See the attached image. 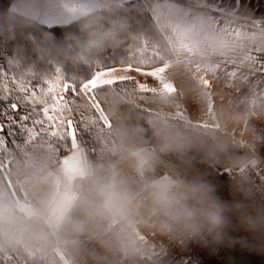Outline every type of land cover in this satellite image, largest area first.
I'll use <instances>...</instances> for the list:
<instances>
[{
  "label": "trees",
  "instance_id": "obj_1",
  "mask_svg": "<svg viewBox=\"0 0 264 264\" xmlns=\"http://www.w3.org/2000/svg\"><path fill=\"white\" fill-rule=\"evenodd\" d=\"M13 1L0 0V122L10 125L0 142V264H63L47 223L17 208L18 202L25 201L19 177L42 174L75 145L88 147L91 173L74 181L77 197L58 226L64 239L87 237L110 222L105 198L112 164L125 152H145L147 181H152L155 173L198 172L208 164L237 168L252 157L251 147L228 132L165 114L174 101L180 104L178 93L161 98L137 91L132 79L104 85L94 92L106 123L79 94L81 84L104 69H153L174 60L151 14L158 0L110 4L54 26L10 10ZM175 1L191 5L187 0ZM58 74L76 88V92L69 87L61 93L65 114L77 128L75 140L51 138L39 131L28 134L24 127H32L35 113L42 114L45 105L21 88L28 83L40 84L46 92L47 82H54ZM40 95L38 92L37 97ZM44 99L52 103L50 97ZM12 103L18 105L15 113ZM22 116H29V120L22 121ZM82 116L94 121L93 126L85 128ZM13 118L15 124L11 123ZM9 131L14 135L9 137Z\"/></svg>",
  "mask_w": 264,
  "mask_h": 264
},
{
  "label": "crops",
  "instance_id": "obj_2",
  "mask_svg": "<svg viewBox=\"0 0 264 264\" xmlns=\"http://www.w3.org/2000/svg\"><path fill=\"white\" fill-rule=\"evenodd\" d=\"M126 1L61 0L65 14H54L49 21L47 0H14L10 10L54 26ZM187 1L190 6L175 0H158L152 5V17L174 56L168 64L141 69L156 76L142 75L135 67L126 71L129 66L100 72L115 68L116 75L131 77L136 86L146 84L147 91L161 98L178 93L181 105L168 115L218 128L250 145L254 128L246 117L245 108L264 92V34L255 29L256 25L264 26V0ZM73 9L76 11L72 12ZM90 173L88 147L75 145L58 164L38 178L21 180L27 212L41 216L56 231L76 198L74 180ZM132 198L115 211L106 208L115 215ZM107 236L109 238L110 234L102 230L85 238L58 243L62 262L136 264L127 245L114 235L110 239Z\"/></svg>",
  "mask_w": 264,
  "mask_h": 264
},
{
  "label": "built area",
  "instance_id": "obj_3",
  "mask_svg": "<svg viewBox=\"0 0 264 264\" xmlns=\"http://www.w3.org/2000/svg\"><path fill=\"white\" fill-rule=\"evenodd\" d=\"M253 106L258 108L254 115L258 135L264 140V93ZM192 186L199 187L203 196L189 197ZM144 195L152 204L148 216L142 217V200L135 197L111 227L120 241L148 254L143 257L198 241L227 264H264L263 162L183 171L163 192L149 185ZM211 205L219 209L221 223L216 227L210 226L203 214Z\"/></svg>",
  "mask_w": 264,
  "mask_h": 264
},
{
  "label": "rangeland",
  "instance_id": "obj_4",
  "mask_svg": "<svg viewBox=\"0 0 264 264\" xmlns=\"http://www.w3.org/2000/svg\"><path fill=\"white\" fill-rule=\"evenodd\" d=\"M255 29H257L259 32H261L260 33L261 35L264 34V26L263 25L262 26L256 25ZM116 67H118V66H116ZM110 68H112V67H110ZM135 85H136V82H135ZM149 92H151V91H149ZM258 99H259V97L254 102H252L247 108H245L246 117L248 118L250 124L254 128V134H253L254 137L252 139L253 141L250 142V145L247 144L249 147H251V149L253 151V155L245 163L259 162V161L264 163V140L261 139L258 135L259 126L255 122V119H254V115L256 114V111L258 110V108L254 107L253 104ZM180 105H181V102L179 104L178 102L174 101V103L171 106L166 107V109L164 110V113L168 115L169 112H171L172 110L173 111L175 110L174 107H176V106L180 107ZM96 112L99 114L101 120L104 123H106L107 119L105 118L103 111L102 112L96 111ZM169 116H170V114H169ZM178 116H180V115H178ZM47 140H49V139L47 138ZM125 153H128V154H126V156H123L124 153L121 154L119 157H117L115 159L116 161L114 160V162L112 164V173L110 176V190H109L107 197L105 198V201H106L105 207L109 208L111 211H115L126 200L132 198V196H135L136 198H140L142 200L143 209H142L141 215H142V217H146V216H148L149 211H151L150 209L152 206L150 200L144 195V193L147 191L148 186L152 185L159 192H163L165 189H167L176 180V178L178 176H181L182 173H177V174L176 173H164V174H159L158 176H156L155 175L156 173H155L153 175V176H155L154 179L152 181H150V180L147 181L145 174L143 172V164L147 159V155L145 154V152L142 150H135V151L125 152ZM58 162L56 164H58ZM55 165H53L51 168H53ZM208 165H211V164H208ZM51 168H49V169H51ZM48 170H46V171H48ZM45 172H43L42 174H44ZM42 174H40L38 176H29V175L23 176V175H21L19 177V184L21 186V180L24 177L35 179V178H38L39 176H41ZM73 185H74V183H73ZM21 189H22V186H21ZM22 194H23V192H22ZM76 197H77V192H76ZM24 199H25V197H24ZM132 200H133V198L131 199V201ZM25 201H26V199H25ZM25 201L18 202L17 208L20 211H22L23 213H25L26 215H32V214L27 212L28 210L25 208V206L23 204V202H25ZM127 204H128V202L126 204H124L123 207H125ZM123 207H121L117 211V213H115V215H112V213L109 211L112 215V218H111L110 222L102 230L106 231L108 234H110V236L115 235L114 232L111 231V227L116 222L119 221L117 218L119 217ZM47 225L49 226L48 223H47ZM50 229L56 237V241H57L56 250H57V252H58V243L69 241V240H76V239H64V238H62L58 234V227H57L56 231H53L51 227H50ZM102 230H100V231H102ZM100 231H98V232H100ZM110 236H109V238L107 236V238L110 239ZM83 238H85V237H83ZM78 239H81V238H78ZM120 242L123 243L124 245H127L131 249V254H133L135 256V259H136L135 263L136 264H225V262L221 258L216 256L212 250L206 248L203 243L198 242V241L189 242V243L185 244L183 247H180L178 249L163 250L160 254H158L157 256H154V257H143V256H147L148 254L143 252V255H142L139 252L140 250L137 247L133 246L132 244L125 242L123 240Z\"/></svg>",
  "mask_w": 264,
  "mask_h": 264
},
{
  "label": "snow or ice",
  "instance_id": "obj_5",
  "mask_svg": "<svg viewBox=\"0 0 264 264\" xmlns=\"http://www.w3.org/2000/svg\"><path fill=\"white\" fill-rule=\"evenodd\" d=\"M76 10L73 9L72 12ZM64 15V9L61 6V0H47V8H46V16L48 17V21L53 17V15ZM71 14V13H69ZM127 70H131V66H129ZM137 71L141 72L142 75L147 76H156V73L152 72H142L141 69L137 68ZM117 69L113 68L109 72H97L91 79L83 82L79 89V94L83 95L86 103L89 107L94 108L96 111L102 112L99 102L96 99V95L94 90L103 87L104 85H113L119 81H125L132 79L129 76L123 75H116ZM57 73H60V69H56ZM47 91L45 92L40 84H31L28 83L23 85L21 91L23 92H30L31 96L45 106L42 108L41 112H36V118L32 120V127L28 128L26 126L25 130L28 134L34 133L39 131L42 135L64 140L67 138H71L73 140L77 137V128L74 126L73 121L67 116L65 113L66 109V102H64L61 93L63 91L68 90L69 87L72 88L73 92H76V88L74 85L69 84L64 80L62 74H58L54 82H47ZM137 91H147L148 86L146 84L137 83ZM9 96L12 95L11 90L5 89ZM40 92V97H37V93ZM91 93V95H90ZM45 96L50 97L52 103L48 104L47 101L44 99ZM11 111L13 113L18 111L17 103H12L10 105ZM3 115H7L4 113ZM22 121L29 120V116H22L20 117ZM81 120L84 121L85 128H90L95 123L94 121H89L85 119L83 116ZM12 124H15L16 121L13 118L11 121ZM23 126V125H22ZM37 126H39L37 128ZM9 124H5L0 122V142L5 140L4 132L5 129L9 128ZM14 133L12 131L8 132V136H13ZM227 264V262H225Z\"/></svg>",
  "mask_w": 264,
  "mask_h": 264
},
{
  "label": "clouds",
  "instance_id": "obj_6",
  "mask_svg": "<svg viewBox=\"0 0 264 264\" xmlns=\"http://www.w3.org/2000/svg\"><path fill=\"white\" fill-rule=\"evenodd\" d=\"M188 195L189 197H191L192 199H197L198 197H202L203 196V192L202 190L197 187V186H192L191 188H189L188 190ZM204 216L208 222V224L212 227H216L221 223L220 220V215H219V209L218 207H216L215 205H211L209 206L205 211H204ZM185 215L187 216H191V213H186Z\"/></svg>",
  "mask_w": 264,
  "mask_h": 264
}]
</instances>
